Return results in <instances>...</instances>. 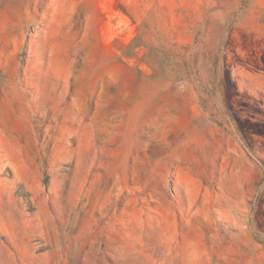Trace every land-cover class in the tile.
<instances>
[{
	"label": "rangeland",
	"instance_id": "374dc122",
	"mask_svg": "<svg viewBox=\"0 0 264 264\" xmlns=\"http://www.w3.org/2000/svg\"><path fill=\"white\" fill-rule=\"evenodd\" d=\"M0 146V264H264V0H0Z\"/></svg>",
	"mask_w": 264,
	"mask_h": 264
},
{
	"label": "bare ground",
	"instance_id": "6f19581e",
	"mask_svg": "<svg viewBox=\"0 0 264 264\" xmlns=\"http://www.w3.org/2000/svg\"><path fill=\"white\" fill-rule=\"evenodd\" d=\"M55 4V3H54ZM59 12V11H58ZM52 33V32H51ZM36 37V36H35ZM48 37V36H47ZM42 40V39H41ZM39 41V40H38ZM43 41V40H42ZM45 44H46V42H45ZM44 44H42V46H43ZM47 45H49V44H47ZM47 45H46V48H47ZM59 45V44H58ZM50 46H51V44H50ZM47 49H51V48H47ZM47 53H48V50H47ZM43 54V53H42ZM50 55H52V54H50ZM47 56V55H46ZM52 57V56H51ZM44 58V57H43ZM50 58V57H49ZM41 61V60H40ZM43 62V61H42ZM36 69V68H35ZM39 69V68H38ZM37 69V70H38ZM42 71V70H41ZM46 74H48V73H46ZM45 75V74H44ZM49 76V75H48ZM41 80V79H40ZM48 81V80H47ZM53 81V80H52ZM56 81V80H55ZM50 82H51V79H50ZM40 83V82H39ZM45 83V82H44ZM47 83V82H46ZM44 86V85H43ZM49 86V85H48ZM48 86H46V87H48ZM45 88V87H44ZM50 88V87H49ZM46 89V88H45ZM42 90V89H41ZM42 92H44V91H42ZM48 92V91H47ZM46 92V93H47ZM45 93V92H44ZM43 95V94H42ZM48 95V94H47ZM47 99V98H46ZM36 100V99H35ZM2 144V143H1ZM0 147H2V146H0ZM3 147H5V146H3ZM6 148V147H5ZM1 149H3V148H1ZM0 149V150H1ZM8 153V152H7ZM82 154H84V152H82ZM14 158V157H13ZM3 161V160H2ZM14 161V160H13ZM12 161V158L10 157V154H9V158L8 159H5V161H3V163L2 164H7V165H9L10 167H11V169H12V171H13V173L15 174V181H18L17 180V178H18V171H19V166L16 164V162H13ZM19 167V168H18ZM74 180V179H73ZM72 182V181H71ZM13 183V182H12ZM11 183V185H13ZM2 199V198H1ZM1 199H0V206H1ZM11 199V198H10ZM9 199V200H10ZM1 211V210H0ZM8 212V211H7ZM2 214V213H1ZM0 214V215H1ZM3 220L4 221V223H5V226L4 227H6V229H7V231L8 232H10L11 234H15L16 236L18 235V224H17V221H16V219H15V217H14V214L12 213V212H8V213H5L2 217L0 216V220ZM25 223H27V222H25ZM26 225V224H25ZM28 225V224H27ZM29 228V227H28ZM26 229V228H25ZM5 230V229H4ZM24 231V230H23ZM23 231H22V233H23ZM25 232V231H24ZM25 233H27V232H25ZM9 234V233H8ZM22 235V234H21ZM26 252V253H25ZM25 252L23 253V256H24V258L25 257H27V255H28V252H27V250H25ZM6 253H8V252H6ZM8 255H9V253H8ZM0 257L2 258V256L0 255Z\"/></svg>",
	"mask_w": 264,
	"mask_h": 264
},
{
	"label": "crops",
	"instance_id": "0c3cea01",
	"mask_svg": "<svg viewBox=\"0 0 264 264\" xmlns=\"http://www.w3.org/2000/svg\"><path fill=\"white\" fill-rule=\"evenodd\" d=\"M160 120H157V126L155 124V126H153V130L151 131V126L147 124V122H138V124L136 126H134L133 128L130 127L129 123H125L123 126V130H122V134H161V125H160ZM147 129L149 131H147ZM132 130V132H130Z\"/></svg>",
	"mask_w": 264,
	"mask_h": 264
}]
</instances>
